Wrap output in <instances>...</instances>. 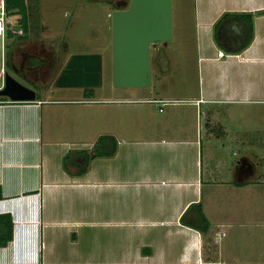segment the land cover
Returning a JSON list of instances; mask_svg holds the SVG:
<instances>
[{
  "label": "crops",
  "instance_id": "0c3cea01",
  "mask_svg": "<svg viewBox=\"0 0 264 264\" xmlns=\"http://www.w3.org/2000/svg\"><path fill=\"white\" fill-rule=\"evenodd\" d=\"M263 7L264 0H193L190 97L161 106L131 102L147 96L92 98L93 87H74L77 97L0 100V213L12 220L0 264H231L229 257L262 264ZM226 10L255 12L253 38L238 53L212 38ZM103 134L116 140L111 155L91 149ZM81 148L90 152L86 170H65L63 155ZM242 189L255 198L250 211ZM225 201L231 211L219 208ZM190 203L200 204L205 231L180 220ZM248 221L252 230L241 232ZM231 229L255 243V258L242 256L235 241L236 254L224 257L215 236Z\"/></svg>",
  "mask_w": 264,
  "mask_h": 264
},
{
  "label": "rangeland",
  "instance_id": "374dc122",
  "mask_svg": "<svg viewBox=\"0 0 264 264\" xmlns=\"http://www.w3.org/2000/svg\"><path fill=\"white\" fill-rule=\"evenodd\" d=\"M24 1L29 13L28 31L20 39L8 36H4L3 42L0 39V66L3 64L4 71L7 70L18 81L35 89L36 93L39 94L38 96L43 98L79 96L80 92L75 90L76 88L79 89V87H58L54 85V79L70 53L89 51L101 53V85L93 87L94 94L92 98L103 99L109 95H115L120 97L156 96L174 100L178 98L184 99L196 93L197 71L193 0H171L172 37L166 43L159 41L150 42L151 87L132 88L133 90L114 87L111 83L109 14L113 8L124 6L128 0ZM12 16L13 18L17 17L16 14H12ZM158 45L161 48L159 50L160 53L154 51V47ZM6 59L9 60L10 67L6 66ZM1 82L2 77L0 75V85ZM170 99L165 103H170L172 101ZM100 102L104 101L92 103ZM131 102L141 103L138 100ZM157 103L164 106V103ZM253 159L258 160V157ZM257 174L260 176V173ZM223 192L220 191V193ZM237 195L240 194L237 193ZM240 197L241 201L247 205V210L249 209L248 211H250L255 201L251 192L242 189ZM260 203L263 205L264 217V200ZM257 204L262 206L259 203ZM219 208H223L226 211H231L232 209L226 201ZM260 227H263L264 230V222ZM251 228V223L248 221L247 224L241 227L243 230L240 231L247 233L249 229L250 231L252 230ZM219 234V236H215V240L226 246L224 257H228L227 255H230L231 252L236 254L233 247L235 246L233 241H235L236 247L245 251L241 253L242 256L255 258L254 255L257 252H252L249 249L250 245H255V243L249 237V243L247 244L245 239L241 240L240 235H237L240 237L239 239L233 238V229L230 232L226 230ZM204 246H209L210 248L211 244L208 243ZM232 258H228L229 262L238 264ZM252 263L249 259H243L241 263L239 262V264ZM257 264H261V262L257 261ZM262 264H264V261Z\"/></svg>",
  "mask_w": 264,
  "mask_h": 264
},
{
  "label": "water",
  "instance_id": "95a60500",
  "mask_svg": "<svg viewBox=\"0 0 264 264\" xmlns=\"http://www.w3.org/2000/svg\"><path fill=\"white\" fill-rule=\"evenodd\" d=\"M111 83L114 87L151 85L150 42L172 37L171 0H128L126 7L110 11ZM58 87L101 85V53L72 52L54 79ZM0 95L10 100H34L35 89L5 70Z\"/></svg>",
  "mask_w": 264,
  "mask_h": 264
},
{
  "label": "trees",
  "instance_id": "16d2710c",
  "mask_svg": "<svg viewBox=\"0 0 264 264\" xmlns=\"http://www.w3.org/2000/svg\"><path fill=\"white\" fill-rule=\"evenodd\" d=\"M5 8L8 14L17 15L15 27L21 28L20 33L7 29L5 36L16 39L24 37L28 31L29 24V13L27 12L25 1L5 0ZM257 12L264 13V7ZM254 14L255 12L250 11H223L212 24V38L216 46L226 53H238L243 50L253 38ZM5 64L7 67L11 65L8 59L5 60ZM83 89L87 92L93 90L92 87H84ZM38 95L36 93L35 98L38 99ZM4 99H8V97L0 95V100ZM91 149L95 155H111L116 149V140L110 134L99 135ZM89 159L90 152L87 149H74L63 155L62 166L71 173L80 174L86 170ZM70 165L74 167L73 171L69 169ZM180 220L200 231H205L208 225L199 203H190L181 214ZM11 236V217L8 213H0V245L10 240Z\"/></svg>",
  "mask_w": 264,
  "mask_h": 264
},
{
  "label": "built area",
  "instance_id": "2783aa9c",
  "mask_svg": "<svg viewBox=\"0 0 264 264\" xmlns=\"http://www.w3.org/2000/svg\"><path fill=\"white\" fill-rule=\"evenodd\" d=\"M15 24H16V19L13 18L12 14L7 13V10L5 8V0H0V39H1V42H3L7 29H10L12 32H16V33L21 32V28L15 27ZM222 53H223L222 50H218L219 55H221ZM4 72L5 71L3 69V64H2L0 66V75L2 77L1 85L3 83ZM135 100L161 102V103H165L166 101H168L167 98H150V97H144V98L135 99ZM159 109H161V107H159Z\"/></svg>",
  "mask_w": 264,
  "mask_h": 264
},
{
  "label": "flooded vegetation",
  "instance_id": "af4514ba",
  "mask_svg": "<svg viewBox=\"0 0 264 264\" xmlns=\"http://www.w3.org/2000/svg\"><path fill=\"white\" fill-rule=\"evenodd\" d=\"M127 4H128V2H127L124 6H121V7H118V8L126 7ZM160 45H161V44H160ZM160 45L155 46V47H154V49H155L154 51H158V52L160 53V51H159V50L161 49V48H160ZM151 47H152V46H151ZM152 48H153V47H152ZM154 54H155V53H154Z\"/></svg>",
  "mask_w": 264,
  "mask_h": 264
}]
</instances>
